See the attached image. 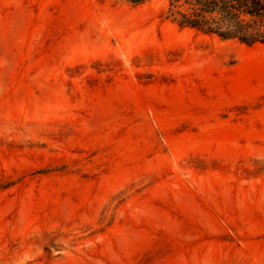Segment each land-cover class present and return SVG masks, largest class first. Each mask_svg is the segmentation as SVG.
<instances>
[{
    "label": "rangeland",
    "instance_id": "1",
    "mask_svg": "<svg viewBox=\"0 0 264 264\" xmlns=\"http://www.w3.org/2000/svg\"><path fill=\"white\" fill-rule=\"evenodd\" d=\"M168 0H0V264H264V44Z\"/></svg>",
    "mask_w": 264,
    "mask_h": 264
},
{
    "label": "trees",
    "instance_id": "2",
    "mask_svg": "<svg viewBox=\"0 0 264 264\" xmlns=\"http://www.w3.org/2000/svg\"><path fill=\"white\" fill-rule=\"evenodd\" d=\"M133 5L150 0H125ZM167 17L191 28L248 46L264 44V0H168Z\"/></svg>",
    "mask_w": 264,
    "mask_h": 264
}]
</instances>
